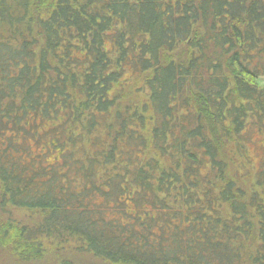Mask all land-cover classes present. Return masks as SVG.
<instances>
[{
  "label": "trees",
  "instance_id": "16d2710c",
  "mask_svg": "<svg viewBox=\"0 0 264 264\" xmlns=\"http://www.w3.org/2000/svg\"><path fill=\"white\" fill-rule=\"evenodd\" d=\"M259 79L264 0H0V264H264Z\"/></svg>",
  "mask_w": 264,
  "mask_h": 264
},
{
  "label": "rangeland",
  "instance_id": "374dc122",
  "mask_svg": "<svg viewBox=\"0 0 264 264\" xmlns=\"http://www.w3.org/2000/svg\"><path fill=\"white\" fill-rule=\"evenodd\" d=\"M258 83L264 85V79H259ZM262 142H264L262 140ZM253 159L255 158L256 154L251 152ZM256 159V158H255ZM13 218L16 221H19L21 224H32L37 215L35 212H30L28 210L22 209H12L11 210ZM68 248L64 249H54L52 246H48L47 250L43 254V256L37 261H26V262H16L10 260L12 264H61L62 261H69L73 262L74 264H97L98 261L92 258L89 254L84 252H75L71 251Z\"/></svg>",
  "mask_w": 264,
  "mask_h": 264
}]
</instances>
